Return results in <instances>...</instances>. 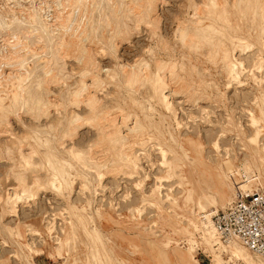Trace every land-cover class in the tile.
<instances>
[{
    "label": "rangeland",
    "instance_id": "obj_1",
    "mask_svg": "<svg viewBox=\"0 0 264 264\" xmlns=\"http://www.w3.org/2000/svg\"><path fill=\"white\" fill-rule=\"evenodd\" d=\"M209 1L0 0V264H245L201 223L264 189V0Z\"/></svg>",
    "mask_w": 264,
    "mask_h": 264
},
{
    "label": "bare ground",
    "instance_id": "obj_2",
    "mask_svg": "<svg viewBox=\"0 0 264 264\" xmlns=\"http://www.w3.org/2000/svg\"><path fill=\"white\" fill-rule=\"evenodd\" d=\"M77 1V0H76ZM84 2H85V0H84ZM210 2V1H209ZM222 2V1H221ZM211 4L210 5H216L217 3L214 1V0H211V2H210ZM220 1L218 2V6H220ZM74 5V4H73ZM235 5V4H234ZM204 6H206V5H204ZM213 7V6H212ZM83 8V7H82ZM200 8V7H199ZM205 8V7H204ZM203 8V9H204ZM263 8V7H262ZM149 9V8H148ZM198 9V8H197ZM206 9V8H205ZM208 9V8H207ZM209 9H211V8H209ZM81 11V10H80ZM197 11V10H196ZM195 11V12H196ZM201 10H199L198 12H200ZM74 12V11H73ZM139 12H140V10H139ZM138 12V13H139ZM202 12V11H201ZM201 12H200V14H201ZM35 13V12H34ZM72 13V12H71ZM74 14V13H73ZM202 14H205L206 16H209V18L211 17L212 19H221L222 17H223V14L220 12V10H218V7L217 8H215V10H208L207 12H202ZM30 15V14H29ZM38 15V14H37ZM68 15V14H67ZM66 15V16H67ZM72 15V14H71ZM196 15V14H195ZM32 16H34V15H32ZM40 16V15H39ZM38 16V17H39ZM82 16V15H81ZM201 16V15H200ZM37 17V16H36ZM36 17H31L32 18V22L33 23H35V22H37V20H36ZM72 17V16H71ZM73 18H74V16H73ZM226 18H227V16H226ZM262 18H263V20H264V13H263V16H262ZM26 19V18H25ZM24 19V20H25ZM80 19V18H79ZM64 20V19H63ZM69 20V19H68ZM70 21V20H69ZM76 21V20H75ZM78 21V20H77ZM31 22V23H32ZM61 23V22H60ZM66 23V22H65ZM67 25V24H66ZM76 25V24H75ZM85 25V24H84ZM69 26V25H68ZM72 26V25H71ZM79 26V25H78ZM228 26V25H227ZM43 27H45V26H43ZM57 27V26H56ZM62 27V26H61ZM74 28V27H73ZM85 28V27H84ZM30 30V29H29ZM70 30H71V28H70ZM75 30V29H74ZM82 31V30H81ZM37 32V31H36ZM69 32V31H68ZM73 32V31H72ZM218 32V31H217ZM40 33V32H39ZM88 33V32H87ZM182 33V35H183V32H181ZM209 33V32H208ZM68 34V33H67ZM78 34V33H77ZM84 34V33H83ZM119 34V33H118ZM76 35V34H75ZM86 35V34H85ZM188 35V34H187ZM204 38H206V39H211V37L212 36H209V35H205L204 33L203 34H201ZM37 36V35H36ZM62 36V35H61ZM65 36V35H64ZM69 36H70V34H69ZM80 36H82V34L80 35ZM192 36V35H191ZM76 37V36H75ZM85 37H87V36H85ZM184 37V36H183ZM186 37V36H185ZM184 37V38H185ZM194 37V36H193ZM16 38V37H15ZM62 38V37H61ZM84 38V37H83ZM196 38H197V36H196ZM69 39V38H68ZM186 39V38H185ZM184 39V40H185ZM194 39V38H193ZM19 40V39H18ZM87 40V39H86ZM198 40V39H197ZM67 41H69V40H67ZM76 41V40H75ZM105 41V40H104ZM187 40H185V42H186ZM196 40H194V42H195ZM200 41V40H199ZM6 42V41H5ZM193 42V43H194ZM198 42V41H197ZM201 42V41H200ZM199 42V43H200ZM213 42H214V40H213ZM14 43V42H13ZM21 43V42H20ZM23 43V42H22ZM26 43V42H25ZM188 43V42H187ZM202 43V42H201ZM8 44V43H7ZM17 44V43H16ZM61 44V43H60ZM77 44V43H76ZM183 44V43H182ZM189 44V43H188ZM192 44V43H191ZM12 45V44H11ZM18 45V44H17ZM22 45V44H21ZM83 45V44H82ZM197 45V44H196ZM214 45H215V43H214ZM8 46V45H7ZM23 46V45H22ZM21 46V47H22ZM76 46V45H75ZM195 46V45H194ZM197 46H199V45H197ZM5 47V46H4ZM13 47V46H12ZM27 47V46H26ZM60 47V46H59ZM2 48V47H1ZM14 48H16V47H14ZM74 48V47H73ZM91 49V48H90ZM18 50V49H17ZM21 50V49H20ZM44 50V49H43ZM64 51V50H63ZM20 52V51H19ZM22 52V51H21ZM20 52V53H21ZM29 52V51H28ZM25 53V52H24ZM27 53V52H26ZM41 53V52H40ZM28 54V53H27ZM90 54V53H89ZM25 55V54H24ZM24 55H22V56H24ZM42 55V54H41ZM9 56V55H8ZM19 56V55H18ZM21 55H20V57H18V58H21L22 57ZM40 56V55H39ZM48 56V55H47ZM76 56V55H75ZM17 57V56H16ZM49 57V56H48ZM93 57V56H92ZM14 58V57H13ZM12 58V59H13ZM79 58V57H78ZM23 59V58H22ZM20 60V59H17V60H19V61H17L16 63H17V65H18V67L20 68V70L22 71V69H23V65L26 63H24L23 64V61L24 60ZM239 60V59H238ZM8 61V60H7ZM164 61V60H163ZM85 62V61H84ZM1 63V62H0ZM3 63V62H2ZM11 64V62H7V65H9V64ZM156 63V62H155ZM241 64V63H240ZM88 65V64H87ZM139 65V64H138ZM147 65V64H146ZM229 70H230V72H231V75H235L236 74V72H235V67H236V63L235 62H233V61H230L229 60ZM262 65V64H261ZM29 66V65H28ZM48 66V65H47ZM142 66V65H141ZM168 66V65H167ZM166 66V67H167ZM146 66H144V68H145ZM165 67V66H164ZM163 67V65H159V67H158V69L160 70V68H164ZM10 68V67H9ZM89 68V67H88ZM140 68V67H139ZM12 69V68H11ZM45 71H46V77L47 76H49V75H51V74H53L52 73V69L50 68V66L49 67H45ZM167 69V68H166ZM170 69V68H169ZM15 70H16V68H15ZM24 70V69H23ZM87 70V69H86ZM95 70V69H94ZM136 70V69H135ZM130 71V72H132L131 73V79H133V78H135L136 76H138L137 75V72L136 71ZM158 70V72H160ZM24 71H26V70H24ZM23 71V72H24ZM162 71V70H161ZM165 71V70H164ZM15 72V71H14ZM130 72H129V74H130ZM140 72V71H139ZM142 72V71H141ZM145 72V71H144ZM173 72V71H172ZM3 73V72H2ZM25 73V72H24ZM27 73V72H26ZM85 73V72H84ZM8 74H9V71H8ZM7 74V78H8V75ZM82 74V73H81ZM127 74V73H126ZM139 74V73H138ZM146 74V73H145ZM15 75H17V74H15ZM19 75H21V74H19ZM24 75H26V74H24ZM139 75H141V74H139ZM142 75H143V73H142ZM163 75L165 76V72H163ZM26 76H29V74H27ZM85 76V75H84ZM147 76V75H146ZM3 77H5V76H3ZM11 77V76H10ZM23 77L24 76H19V79H18V77H17V79L18 80H20L19 81V85H18V87H17V91L15 92V95H14V97H15V99L14 100H16V98L17 97H20V98H22V99H24L25 97H24V94L22 93L23 92V81H24V79H23ZM140 77V76H139ZM142 77V76H141ZM172 77V76H171ZM49 78H51V76L49 77ZM138 78V77H137ZM164 78H166V77H163L162 75H160L159 73L156 75V78H155V80H153V84H155V85H158V86H161L162 88H164V85H165V80H164ZM15 79V78H14ZM45 79V78H44ZM55 79V78H54ZM92 79V78H91ZM97 79V78H96ZM1 80V79H0ZM11 80H13V78L11 77ZM26 80V79H25ZM46 80V79H45ZM51 80V79H50ZM58 80V79H57ZM60 80V79H59ZM127 80V79H126ZM128 80H130V79H128ZM137 80V79H136ZM8 81H10V80H8ZM28 81V80H27ZM93 81V80H92ZM100 81V80H99ZM4 82H5V79H4ZM4 82H3V84H4ZM138 82V81H137ZM10 83V82H9ZM49 83V82H48ZM53 83V82H52ZM96 83V82H95ZM95 83H93V85H95ZM134 83V82H133ZM90 84V83H89ZM92 84V83H91ZM100 84V83H99ZM6 85H8V83L6 84ZM50 85V84H49ZM53 85V84H52ZM86 85H87V83H86ZM138 85V84H137ZM90 86H92V85H90ZM5 88H6V86H5ZM89 88V87H88ZM84 89H86V86H85V88ZM135 89V88H134ZM164 90V89H163ZM163 90H161V98H162V101H164V102H166V105L169 107V102L167 101V95L163 92ZM78 91V90H77ZM91 91V90H90ZM95 91V90H94ZM7 92V91H6ZM9 92H11V91H9ZM24 92H25V90H24ZM54 92V91H53ZM90 93V95H91V92H89ZM159 93V92H158ZM51 94V93H50ZM77 94V93H76ZM79 94V93H78ZM52 95V94H51ZM90 95H88V96H90ZM96 95H97V93H96ZM76 96V95H75ZM11 97V96H10ZM13 97V96H12ZM98 97V96H97ZM96 97V98H97ZM96 98L93 96H90V98H88V103H87V105L89 106V108H90V110H91V112H92V116L93 117H97V118H101V119H103L102 117H101V115H102V112H100L101 110L100 109H98L99 108V105H98V102L99 101H97L96 100ZM99 100V99H98ZM12 101V100H11ZM37 101V100H36ZM51 101V100H50ZM83 101V100H82ZM81 101V102H82ZM170 101V100H169ZM35 102V101H34ZM39 102V101H38ZM101 102V101H100ZM25 103V102H24ZM47 103V102H46ZM49 103V102H48ZM52 103V102H51ZM59 103V102H58ZM86 103V102H85ZM39 104V103H38ZM50 104V103H49ZM99 104H102V103H99ZM85 105V104H84ZM104 106V105H103ZM38 108V107H37ZM52 108V107H51ZM56 108V107H55ZM105 108V107H104ZM58 109V108H57ZM104 111V110H103ZM105 113H107V111H105ZM91 114V113H90ZM83 115V114H82ZM106 115V114H105ZM108 115V114H107ZM77 116V115H76ZM75 116V118L74 119H72V122H76V121H78L79 120V118L81 119V117H79V116H77L76 117ZM84 116V115H83ZM90 116V115H89ZM103 116H104V113H103ZM126 116V115H125ZM44 117V116H43ZM110 117V116H109ZM38 118V117H37ZM86 118H88V116L86 117ZM113 118V117H112ZM109 119V118H108ZM136 119V118H135ZM113 120V119H112ZM111 120V121H112ZM99 121V120H98ZM103 122V121H102ZM106 122H107V120H106ZM113 122H115L116 123V121H113ZM127 122V121H126ZM108 123V122H107ZM112 123V122H111ZM134 124H132V126H130V127H127L128 125H127V123H126V127H127V130H129V132H130V134H136L137 133V137L139 136V134L141 133V132H143L144 130H142V124L139 122V121H136L135 120V122H133ZM99 124V123H98ZM113 124V123H112ZM84 125V124H83ZM90 125V124H89ZM109 125V124H108ZM118 125V124H117ZM102 125H100V127H101ZM112 126V125H111ZM124 126V125H123ZM116 127V126H115ZM118 127V126H117ZM125 127V128H126ZM257 127V126H256ZM102 128V127H101ZM105 128V127H104ZM108 128V127H107ZM110 130H112V128H109ZM76 130V129H75ZM108 130V129H107ZM106 130V131H107ZM116 130V129H115ZM70 131H72V130H70ZM113 131V130H112ZM112 131H110L111 132V134H112ZM109 132V133H110ZM146 132V131H145ZM113 133H114V131H113ZM116 133V132H115ZM139 133V134H138ZM144 133V132H143ZM111 134H109L110 136H112ZM44 135V134H43ZM108 135V134H107ZM109 136V137H110ZM121 136H124V135H121ZM131 136V135H130ZM107 137V136H106ZM134 137V136H133ZM125 138V137H124ZM130 138V137H129ZM134 138H136V137H134ZM121 139V138H120ZM123 139V138H122ZM126 139V138H125ZM127 140V139H126ZM131 141V140H130ZM129 141V142H130ZM132 141H134V139L132 140ZM114 142H115V140H114ZM126 142V141H125ZM134 143V142H133ZM123 145V144H122ZM128 146H129V144H128ZM25 147V146H24ZM123 147V146H122ZM129 147H131V149H132V145L131 146H129ZM134 147V146H133ZM25 149V148H24ZM24 152V151H23ZM133 153L134 152H129L128 154H126L125 155V157H126V159L130 162V163H132L133 165H136L137 164V160H136V158L133 156ZM33 154V153H32ZM120 154V153H119ZM34 155V154H33ZM186 156H188L187 154H186ZM186 156H184V160H182L181 161V163L179 164L180 166H182V167H184V165H190V164H194V162L192 161V160H190L188 157H186ZM124 157V158H125ZM181 158V157H180ZM123 159V158H122ZM125 161V160H124ZM138 165V164H137ZM178 165V164H177ZM176 165V166H177ZM197 166V165H196ZM188 168V167H187ZM137 169V168H136ZM107 171V170H106ZM62 175V174H61ZM57 176V175H56ZM72 177V176H71ZM252 179V177H250V176H247L246 177V179H245V181L244 182H249L250 180ZM56 182V181H55ZM57 183V182H56ZM16 190V189H15ZM155 192V191H154ZM20 196V195H19ZM22 197V196H21ZM11 198V197H10ZM20 198V197H19ZM17 199V198H16ZM224 208V207H223ZM200 227V226H199ZM201 227H202V231H203V240H204V244L206 245V246H208L210 249H212L213 248V246L214 245H219V248H221V249H225V250H227L228 249V251L231 253V255L232 256H242V258H243V261H244V263L245 264H263V263H260V262H258V261H256L255 259H254V257L249 253V252H247L246 251V248L243 246V245H241L237 240H235V239H229V240H227L226 242H221V240L219 239V237H218V235H217V233H216V231H215V228H214V225H213V223H212V220L210 221L208 218L207 219H205L202 223H201ZM249 251V250H248ZM212 258L210 259V264H220V262H221V257L219 256V254H217V253H215L214 251H213V254H212V256H211ZM260 257V256H259ZM176 258H177V261L180 263V264H197V261H196V259L195 258H193V257H191V258H187V257H185V256H183L182 254H179V253H177L176 254Z\"/></svg>",
    "mask_w": 264,
    "mask_h": 264
},
{
    "label": "built area",
    "instance_id": "obj_3",
    "mask_svg": "<svg viewBox=\"0 0 264 264\" xmlns=\"http://www.w3.org/2000/svg\"><path fill=\"white\" fill-rule=\"evenodd\" d=\"M211 218L221 242L235 239L264 260V189L236 185L232 199Z\"/></svg>",
    "mask_w": 264,
    "mask_h": 264
}]
</instances>
